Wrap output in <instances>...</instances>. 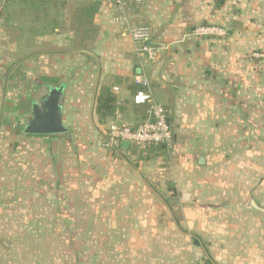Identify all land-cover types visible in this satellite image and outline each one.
I'll return each mask as SVG.
<instances>
[{
	"label": "crops",
	"instance_id": "crops-1",
	"mask_svg": "<svg viewBox=\"0 0 264 264\" xmlns=\"http://www.w3.org/2000/svg\"><path fill=\"white\" fill-rule=\"evenodd\" d=\"M32 1L40 11L18 20L0 14V142L7 151L39 146L35 172L54 196L48 203L97 208L100 223L120 226L102 264H264V0H143L129 9L158 49L143 70L173 141L157 158L142 156L150 149L101 145L113 122L136 125L147 116L132 100L141 70L123 28L109 23L113 10ZM86 5L95 30L87 46L69 11ZM202 24L222 25L227 35L192 36ZM47 86L63 88L67 132L25 135ZM103 89L116 103L100 121ZM61 191L68 197L60 200Z\"/></svg>",
	"mask_w": 264,
	"mask_h": 264
},
{
	"label": "rangeland",
	"instance_id": "rangeland-1",
	"mask_svg": "<svg viewBox=\"0 0 264 264\" xmlns=\"http://www.w3.org/2000/svg\"><path fill=\"white\" fill-rule=\"evenodd\" d=\"M38 11L32 0H8L0 14L10 12L18 20L24 12ZM1 143L0 264H102L103 250L114 249L113 237L120 226L100 223L97 208H82L75 201L66 203L67 208L48 203L54 196L45 186H38L35 172L40 169L35 161L39 146L27 143L23 150L15 145L7 151ZM149 149L143 157H164L161 149ZM71 192L75 200L78 194ZM57 195L60 200L68 197L63 191ZM203 244L209 246L206 251L212 250L210 242ZM201 262L210 264L206 258Z\"/></svg>",
	"mask_w": 264,
	"mask_h": 264
},
{
	"label": "built area",
	"instance_id": "built-area-1",
	"mask_svg": "<svg viewBox=\"0 0 264 264\" xmlns=\"http://www.w3.org/2000/svg\"><path fill=\"white\" fill-rule=\"evenodd\" d=\"M8 0H0V11ZM62 2L66 0H52ZM98 3L113 10L109 23L113 26H120L127 34L134 46L141 74L135 77V83L141 87L134 96L135 105H146V118L131 125L123 122H113L103 132L101 145L107 151H119L122 143L129 147L142 151L149 148H162L168 151L172 145L173 135L170 124L167 123L168 114L164 107L158 104L152 96L148 78L143 67L145 64H153L158 58V49L151 43V30L147 26H139L132 22L129 17V9L138 7L143 0H83ZM191 35L202 39H223L227 35L224 26L202 24L193 28ZM252 58H260L261 55L254 52ZM113 88V92H117ZM117 105L120 103L117 102Z\"/></svg>",
	"mask_w": 264,
	"mask_h": 264
},
{
	"label": "water",
	"instance_id": "water-1",
	"mask_svg": "<svg viewBox=\"0 0 264 264\" xmlns=\"http://www.w3.org/2000/svg\"><path fill=\"white\" fill-rule=\"evenodd\" d=\"M63 88L47 86L40 99L31 105L30 117L23 130L25 135H57L66 133L62 125ZM169 123V119H167ZM127 148V143H122Z\"/></svg>",
	"mask_w": 264,
	"mask_h": 264
},
{
	"label": "trees",
	"instance_id": "trees-1",
	"mask_svg": "<svg viewBox=\"0 0 264 264\" xmlns=\"http://www.w3.org/2000/svg\"><path fill=\"white\" fill-rule=\"evenodd\" d=\"M48 2L54 3L55 1L48 0ZM90 10L91 7L89 5L88 6L86 5L83 7L76 8L75 12L73 13L74 25H76V27L78 26V28L81 30L80 36L82 39V45H86V46L90 45L95 35V30L92 26L91 18L90 16H88ZM115 103L116 100L113 97V95L109 92V90L103 89L97 98L96 107H95V112L100 121L107 118L108 116L113 115L115 110ZM159 149L163 151L162 148Z\"/></svg>",
	"mask_w": 264,
	"mask_h": 264
}]
</instances>
